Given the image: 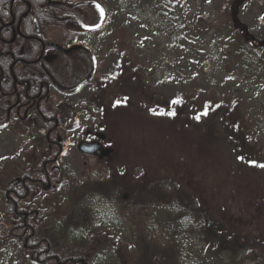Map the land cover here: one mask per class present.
Segmentation results:
<instances>
[{
  "label": "rangeland",
  "instance_id": "obj_1",
  "mask_svg": "<svg viewBox=\"0 0 264 264\" xmlns=\"http://www.w3.org/2000/svg\"><path fill=\"white\" fill-rule=\"evenodd\" d=\"M82 1L96 9H80L86 26L69 28L94 59L73 52L69 81L92 79L47 98L68 138L52 161L59 183L33 189L17 217L91 264H264V0ZM46 32L63 42L62 28ZM215 93L234 102L241 126L198 111ZM44 125L28 112L0 128V264H38L3 208L6 185L55 145ZM94 141L111 153L79 150ZM154 180L194 195L229 231L227 244L209 239L198 208L177 197L134 201L133 188Z\"/></svg>",
  "mask_w": 264,
  "mask_h": 264
},
{
  "label": "trees",
  "instance_id": "obj_2",
  "mask_svg": "<svg viewBox=\"0 0 264 264\" xmlns=\"http://www.w3.org/2000/svg\"><path fill=\"white\" fill-rule=\"evenodd\" d=\"M12 0H0V17L5 21H10L12 15L16 16L18 20L23 13H25L28 9V3L32 5V13L28 14L23 19V31L27 34L34 33V24L33 17H37L41 23L46 25L49 22H52L51 15H42L41 14V4L45 2H39V0H30L31 2H23L22 0H16V2H11ZM235 10H232V16L236 9L239 6V3L235 2L234 5ZM72 7L66 5H58L54 11H56L59 17H63L65 14L71 13ZM13 12V13H12ZM58 17V19H60ZM62 22V21H61ZM100 25V24H99ZM236 28L241 29L243 36L246 40L250 41L252 38L248 36L245 28L242 26L235 25ZM2 31L13 32V25L2 27ZM247 33V34H246ZM36 34V33H35ZM43 38L44 36L41 35ZM12 38V35H11ZM77 36L66 38L65 45H71L75 41H77ZM24 44V39H22ZM252 45H256L257 42L252 41ZM26 50L27 51L23 58H27L28 60H35L38 58V54L40 52V45L37 42L25 41ZM259 46H264V43L258 44ZM11 52L13 53L12 57L15 56L19 58V44L13 43L11 45ZM77 60L81 63L90 62L92 63L94 56L88 49L84 48L82 50H76ZM72 57L73 53L66 54L65 58L57 63L50 64L43 60H35L30 64H20L19 67L15 70L16 75L20 81L27 80L28 86L26 87L25 93L27 94V98L31 96L34 97L38 94L42 95V111L40 110V106H37L38 101L35 106L37 107V111L39 112V117L41 116L44 121L45 129L48 133H50L53 137L55 145L52 148H48L46 150V154L41 158L40 162L36 164L32 171L29 172L25 170L22 175L18 178H15L10 183L6 185L5 188V198H4V208L3 212L8 216H13L15 220H18L22 223V226H18V232L14 235L17 239L18 243L22 246L26 254L38 264H91L88 254H77L72 253L70 255H65L57 252L51 241L46 238H42L36 232V229L33 225L26 223V219L24 216L18 218L16 211L19 203L23 200L33 189L43 187L46 183L52 182L58 185V180H53V167L52 161L54 157L60 156L63 157L65 155L64 151H61L64 148L65 143L68 141V138H65V131L61 126H57V123L62 124V112L53 111L47 107V98L50 96L51 88H55L62 93H69L71 91L78 90L80 88L81 83L88 82L92 79L91 74L87 77V80L78 83H72L69 81V66L72 65ZM64 61V62H63ZM6 73L10 74L8 68H6ZM42 84V88L40 87ZM29 100V99H28ZM50 102V101H49ZM93 103V101L91 102ZM186 105H189L191 101L189 99L185 100ZM198 105V104H196ZM64 104H62V107ZM197 107V106H196ZM198 111L203 114H207L208 112H214L216 115L220 113L222 117V121H227L228 127L231 125L236 127L241 126V123L238 122L235 124L234 117V102L230 99H227L221 96L219 93L212 94L211 100L205 102L204 104H200L198 106ZM6 110L4 106L0 107V121L3 122L5 119ZM60 129V130H59ZM107 184H93V187H104ZM169 187L172 188L173 194L169 192ZM133 194V200L140 199L145 203L150 202H161L162 198H168V200H172L173 198H178L180 200V204L184 207L198 208L199 212L198 216L205 223L206 233L208 234V238L211 240H215L222 245H226L229 240V231L223 224L214 219L209 212L200 210V206L194 195H188L181 191L180 187L172 182L171 180H154L147 184L141 183L133 188L131 191ZM174 195V196H173ZM176 198V199H177ZM162 199V200H161ZM166 200V199H165Z\"/></svg>",
  "mask_w": 264,
  "mask_h": 264
},
{
  "label": "flooded vegetation",
  "instance_id": "obj_3",
  "mask_svg": "<svg viewBox=\"0 0 264 264\" xmlns=\"http://www.w3.org/2000/svg\"><path fill=\"white\" fill-rule=\"evenodd\" d=\"M22 1L31 2L30 0ZM11 2H16V0H12ZM39 2H45L40 6L41 14L46 16L51 15L52 22L44 25L37 17H33L32 21L34 24V33L32 34H27L26 32H24L22 27L23 19L28 14L32 13L31 3H28L27 11L23 13L18 20L16 19V16L14 14L12 15L10 21H5L0 17V107L4 106L6 110L4 121H0V128L20 118L21 113L29 112V115L31 113H35L38 118H41V116L39 117L38 115L39 112L37 111L38 109L35 104L38 99H40L38 101V104L36 105L40 106V110L42 111V95L38 94L35 96V98L28 95V97L30 98H27L28 93H25V90L29 83L27 80L20 81L15 73V70L19 67L20 64L27 65L34 62L35 60H43L50 64H54L60 60L62 61L65 58L66 54L75 52V49L81 50V47L77 44L78 40L71 45H65L66 38H70L72 36L78 37L79 35V32L69 28V24L71 21H74L77 25L86 26V24L83 22V19H85L84 12L82 13L79 10L82 9L86 14V12H90L89 6H92L96 9V7L90 2L85 3L82 0H74L70 2L66 0H39ZM60 4L72 7L71 13L65 14L60 18L58 13L54 11V9H56ZM58 17L60 19H58ZM35 20H37L40 25V33H37V25ZM12 25V34L9 31H2V27ZM48 27L52 29H63L64 40L61 44L51 41L48 38L46 32V28ZM41 35H43L44 37L42 38ZM22 39H24V44H22ZM25 41L37 42L40 45L41 49L38 54V58H36L35 60H28L25 57L23 58L24 54L27 52L25 51ZM13 43L19 44V58H16L15 56L12 57L13 53L11 52V45ZM52 43L58 44L60 48L55 47L54 45H52ZM83 49L84 48H82V50ZM64 50L66 51L64 52ZM6 68L9 69L10 74L6 73ZM40 87H43L42 84ZM52 89L55 88H51V91ZM49 101L50 99H47V103H49Z\"/></svg>",
  "mask_w": 264,
  "mask_h": 264
},
{
  "label": "water",
  "instance_id": "obj_4",
  "mask_svg": "<svg viewBox=\"0 0 264 264\" xmlns=\"http://www.w3.org/2000/svg\"><path fill=\"white\" fill-rule=\"evenodd\" d=\"M37 25V33H40V25L37 20H35ZM51 43V42H50ZM57 48H60V46L56 43H52ZM66 50H64L65 52ZM79 150L86 154V155H95L97 153H101L102 156H107L111 153V148L104 147L103 144L100 141H94V142H84L80 144Z\"/></svg>",
  "mask_w": 264,
  "mask_h": 264
},
{
  "label": "snow or ice",
  "instance_id": "obj_5",
  "mask_svg": "<svg viewBox=\"0 0 264 264\" xmlns=\"http://www.w3.org/2000/svg\"><path fill=\"white\" fill-rule=\"evenodd\" d=\"M170 114L174 115L175 113H170ZM197 119H199V117H197ZM258 166L264 167V165H258Z\"/></svg>",
  "mask_w": 264,
  "mask_h": 264
}]
</instances>
